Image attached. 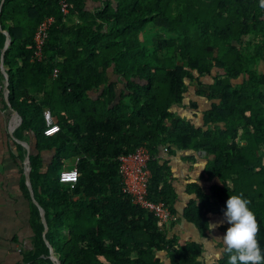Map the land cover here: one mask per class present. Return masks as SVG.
<instances>
[{
  "label": "trees",
  "instance_id": "1",
  "mask_svg": "<svg viewBox=\"0 0 264 264\" xmlns=\"http://www.w3.org/2000/svg\"><path fill=\"white\" fill-rule=\"evenodd\" d=\"M49 17L55 21L44 60L32 62L35 32ZM0 22L12 39L6 62L16 69L11 99L22 130L35 134L38 151H55L46 173L41 157H31V183L60 264H205L203 244L171 236L170 225L123 192L119 158L140 147L152 154L149 199L176 215L171 169L158 158L160 149L205 153L202 178L211 186L189 185L195 198L181 219L210 237L212 217L224 216L229 196L242 193L264 254L259 0H69L67 15L59 0H5ZM187 94L204 101L205 109L189 101L196 111L202 105L199 123L176 113L186 108ZM53 125L60 132L46 136ZM76 158L78 182L64 185L60 173ZM31 219L33 249L23 264H56L35 205ZM220 246L211 264H227Z\"/></svg>",
  "mask_w": 264,
  "mask_h": 264
},
{
  "label": "crops",
  "instance_id": "2",
  "mask_svg": "<svg viewBox=\"0 0 264 264\" xmlns=\"http://www.w3.org/2000/svg\"><path fill=\"white\" fill-rule=\"evenodd\" d=\"M0 32L4 36L0 37V85L3 86V90L0 91V264H23L25 253L33 249L34 231L31 222L33 205L38 208L41 215V210L35 204L28 187L27 169L30 167L32 170L31 157L40 156L41 173H46L54 159L55 151L54 149L38 151L35 134L22 130L23 117L15 109L11 99L10 77L12 73H16V69L6 62V54L11 47L12 39L9 32L2 28L1 22ZM172 149L175 152L170 154L167 147L161 148L158 158L161 163H168L171 169L173 208L180 216L178 222L180 228L188 227L190 232H196V229L182 220L181 216L187 204L195 198V195L188 192L189 185L196 183L205 190L211 186V183L202 178L210 159L205 153L182 151L175 147ZM71 165L74 166L75 161L67 162L64 168ZM26 190L29 191L30 198L26 195ZM219 218L224 221V216H213L211 223H217ZM213 236H216L214 232L210 237L214 238ZM211 253L215 254L214 248Z\"/></svg>",
  "mask_w": 264,
  "mask_h": 264
},
{
  "label": "built area",
  "instance_id": "3",
  "mask_svg": "<svg viewBox=\"0 0 264 264\" xmlns=\"http://www.w3.org/2000/svg\"><path fill=\"white\" fill-rule=\"evenodd\" d=\"M59 6L64 15L69 13V0H59ZM55 19L49 17L44 19L38 26L34 36V51L31 58L32 62H42L44 60V49L49 38V31ZM59 69L55 68L52 77L56 79L59 75ZM3 86L0 85V91ZM58 125H53L45 131L46 136H52L60 132ZM80 158L75 159L73 167L64 168L60 173V182L64 185L74 186L78 182V163ZM152 154L146 147H140L135 152L124 155L119 158L120 176L122 178L123 192L129 195L133 203L141 209L155 215L158 220L169 226L179 220V216L172 213L170 208L163 202H153L149 199V184L152 178L150 163ZM75 171L76 176L64 175L62 173H71Z\"/></svg>",
  "mask_w": 264,
  "mask_h": 264
},
{
  "label": "clouds",
  "instance_id": "4",
  "mask_svg": "<svg viewBox=\"0 0 264 264\" xmlns=\"http://www.w3.org/2000/svg\"><path fill=\"white\" fill-rule=\"evenodd\" d=\"M260 9H264V0H259ZM76 176V172L62 173ZM243 194L230 195L226 201L224 221L230 225L222 237H217L227 254V264H264V254L257 239L260 231L254 213L249 209L250 201L242 198ZM208 227L214 231L217 224L210 223Z\"/></svg>",
  "mask_w": 264,
  "mask_h": 264
},
{
  "label": "rangeland",
  "instance_id": "5",
  "mask_svg": "<svg viewBox=\"0 0 264 264\" xmlns=\"http://www.w3.org/2000/svg\"><path fill=\"white\" fill-rule=\"evenodd\" d=\"M191 95H193V94H187V99L185 101L186 108H182V107L176 108V113L179 116H183V117L185 116L187 119H191V120H194L195 122L197 121L199 123V122H201V119H202L201 110L205 109V105L203 104L204 101H202L198 97H195L194 95L191 97ZM190 100L199 101L203 105V109H202V105L200 106V109L197 111L191 107L189 108V101ZM194 113H197V115H198L197 119L194 117ZM71 166H73V165H71ZM220 219L221 218L217 219V223H213V224L218 225V227H216L215 230L212 231L216 235V236H213L214 238L205 237V236H203V234H200L197 230H196V232H190L188 230V227H186V229L180 228L178 223L173 224V226L170 225V228H169L170 231L169 232H170L171 236L176 234L179 237V239H181L182 242L194 240V241H197V242L203 244L207 250V253L205 254L204 263L205 264H211L212 260L213 259L216 260L218 258V256L220 255V252H222V248L220 246L221 241L217 240V237H221L225 233H223L220 230V228L222 226L228 225L227 222H222L223 220H220ZM223 223H225V224H223ZM226 227H228V226H226ZM211 243H213L214 245H212ZM212 248H214L215 254L211 253ZM160 256L164 257V255H160Z\"/></svg>",
  "mask_w": 264,
  "mask_h": 264
},
{
  "label": "water",
  "instance_id": "6",
  "mask_svg": "<svg viewBox=\"0 0 264 264\" xmlns=\"http://www.w3.org/2000/svg\"><path fill=\"white\" fill-rule=\"evenodd\" d=\"M4 2H5V0H2V1H1V5H0V14H1V10H2V7H3ZM8 41H10V38H9ZM9 94H10V90H8V95H9ZM28 165H30V159L28 160ZM30 172H31V168L28 167V169H27V173H26V175H27V179H28V187H29V190H30V192H31V195H32V197H33V199H34L35 204H36V205L40 208V210H41L42 222H43V225H44V227H45V230H44V239H45V242H46L47 246L49 247V249H50V251H51V256H50V257L55 261L56 264H60L58 258H56V256H55L54 249L52 248L51 244H50V243L48 242V240L46 239V234L48 233V230H49L48 223H47V220H46V213H45L44 209L41 208V206L38 204V202H37V201L35 200V198H34L33 188H32V184H31V174H30Z\"/></svg>",
  "mask_w": 264,
  "mask_h": 264
}]
</instances>
